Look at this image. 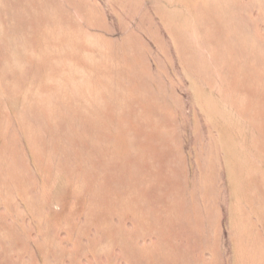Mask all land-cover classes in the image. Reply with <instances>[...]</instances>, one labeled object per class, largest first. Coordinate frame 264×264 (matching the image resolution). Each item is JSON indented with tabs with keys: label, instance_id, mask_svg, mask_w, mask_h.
Instances as JSON below:
<instances>
[{
	"label": "rangeland",
	"instance_id": "374dc122",
	"mask_svg": "<svg viewBox=\"0 0 264 264\" xmlns=\"http://www.w3.org/2000/svg\"><path fill=\"white\" fill-rule=\"evenodd\" d=\"M0 264H264V0H0Z\"/></svg>",
	"mask_w": 264,
	"mask_h": 264
}]
</instances>
